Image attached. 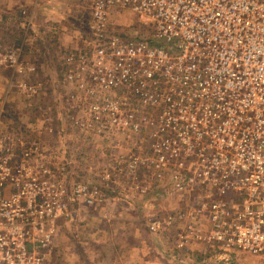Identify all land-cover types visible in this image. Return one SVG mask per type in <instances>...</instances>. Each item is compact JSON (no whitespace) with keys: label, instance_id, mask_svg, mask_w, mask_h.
Segmentation results:
<instances>
[{"label":"built area","instance_id":"2783aa9c","mask_svg":"<svg viewBox=\"0 0 264 264\" xmlns=\"http://www.w3.org/2000/svg\"><path fill=\"white\" fill-rule=\"evenodd\" d=\"M90 7L94 45L65 59L73 91L66 104L82 112L71 121L101 138H132L142 122H156L152 137L161 142L152 158L131 160L132 180L139 168L150 170L193 204L148 213L149 232L180 223L181 251L203 244L225 254L222 264L239 253L264 259V0H90ZM117 10L152 28L159 44L121 41L111 29ZM140 107L158 110L156 120ZM46 158L37 142H0V264H52L59 223L106 202L101 188H71L59 173L67 164ZM116 184L112 172L101 180ZM140 187L149 192L147 182Z\"/></svg>","mask_w":264,"mask_h":264},{"label":"rangeland","instance_id":"374dc122","mask_svg":"<svg viewBox=\"0 0 264 264\" xmlns=\"http://www.w3.org/2000/svg\"><path fill=\"white\" fill-rule=\"evenodd\" d=\"M111 21V29L123 42L159 44L153 29L129 11H114ZM91 22L90 0H0V142L12 137L27 146L39 143L52 165L67 164L59 173L71 188L77 183L89 184L101 188L106 197L102 207H82V214L59 223L52 264L219 262L225 254L216 247L193 245L201 252L175 248L180 223L163 236L148 230V213L160 215L193 204L181 203L175 192L153 179L150 170L139 168L137 181L132 180L131 160L152 158L161 142L152 137L156 122L147 127L142 122V132L132 138L121 136V132L101 138L71 121L72 115L80 117L82 112L77 106L69 110L66 104L73 91L65 82V59L71 51L93 47ZM10 57L25 69L34 67V71L20 73ZM25 86L37 88L38 94H30ZM139 111L153 121L158 117V110L140 107ZM107 172L117 181L111 185L113 189L101 186ZM146 182L150 189L144 194L139 188ZM231 258L234 261L230 264H264L263 258L247 254H233Z\"/></svg>","mask_w":264,"mask_h":264},{"label":"crops","instance_id":"0c3cea01","mask_svg":"<svg viewBox=\"0 0 264 264\" xmlns=\"http://www.w3.org/2000/svg\"><path fill=\"white\" fill-rule=\"evenodd\" d=\"M116 231H118V230H116ZM116 233H117V232H116ZM118 234H119V231H118L117 235H118ZM152 235H154V234H152ZM155 236H158V235L155 234ZM161 236H163V234H161ZM167 245H168V247L170 248L169 244H167ZM171 246H173V245H171ZM145 248H146V251H147V250H148L149 252L152 251V250H151L152 248H150V249H148V247H145ZM169 248H167V249H169ZM175 248H176V245H175ZM195 249H198V250L201 252V248H200L199 246H193L192 249H191V251H193V250H195ZM154 251H155V250H154ZM165 251H166V250H165ZM151 258H152V257H151ZM162 258L167 260V256H163ZM168 260H169V259H168ZM195 262H196V261H194V263L192 262L191 264H195Z\"/></svg>","mask_w":264,"mask_h":264}]
</instances>
